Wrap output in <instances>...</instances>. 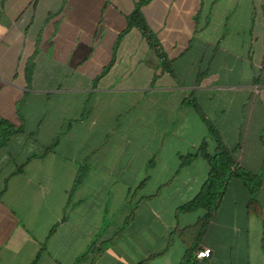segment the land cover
Instances as JSON below:
<instances>
[{
  "label": "crops",
  "instance_id": "obj_1",
  "mask_svg": "<svg viewBox=\"0 0 264 264\" xmlns=\"http://www.w3.org/2000/svg\"><path fill=\"white\" fill-rule=\"evenodd\" d=\"M140 1L0 0V120L21 130L0 149V264H264L247 208L264 211V0L143 5L171 74L137 29L122 35ZM186 102L254 176V192L230 181L198 244L205 212L177 209L208 165L182 162L215 142Z\"/></svg>",
  "mask_w": 264,
  "mask_h": 264
},
{
  "label": "trees",
  "instance_id": "obj_2",
  "mask_svg": "<svg viewBox=\"0 0 264 264\" xmlns=\"http://www.w3.org/2000/svg\"><path fill=\"white\" fill-rule=\"evenodd\" d=\"M150 0H141L138 4H136V8L134 12L129 15L126 19L127 27L122 35H125L128 31L135 28L137 29L141 36L146 41L150 50L158 60L160 64V68L162 71L167 72L168 74L172 73V65L171 61L168 59L166 53L162 49L159 41L153 34V32L147 26L141 12L140 8L147 4ZM121 35V36H122ZM108 70L105 69V72ZM104 72V73H105ZM25 76L27 83L30 82V68L27 65L25 70ZM187 105L194 107L197 109L199 114L202 117L203 122L207 127V131L209 136L215 142V150L214 153L208 152V144L206 141H203L201 145L198 147L197 151L193 154H188L183 158L182 166H186L191 164L195 159L202 158L207 162L208 165V176L206 181L203 183L199 193L188 203L180 206L177 209V214H186L192 213L198 210H203L205 213L202 217H200L195 225L191 228H188L187 231H191L195 234L194 240L196 244L200 242L202 239L209 221L212 217V214L217 210L219 203L221 201L222 196L224 195L230 181L232 179H240L243 181L244 185L249 187L250 192H254L255 188L251 187L252 180L254 176L250 174L241 172L240 170L235 169V162L233 159L232 152L227 149L221 141L220 135L214 125L207 120V118L202 115L200 109L194 103H188ZM21 130L16 129L11 123L6 120H0V149L6 146L11 139V137ZM50 150V148L48 149ZM81 181V176H79L76 180L75 186L78 185ZM259 184V182H258ZM248 212L250 214L256 215L263 224V242H264V211L261 206L254 199H250L248 202ZM134 210L130 212L129 217L124 223L123 228L120 230V234L124 231V229L132 222ZM108 244L104 243L100 246H91V252L93 254L94 259L98 257L100 254L105 252ZM197 245L195 250H197ZM39 256L33 261L32 264H37ZM93 259V261H94ZM150 259V258H149ZM148 260L140 263L146 264Z\"/></svg>",
  "mask_w": 264,
  "mask_h": 264
},
{
  "label": "built area",
  "instance_id": "obj_3",
  "mask_svg": "<svg viewBox=\"0 0 264 264\" xmlns=\"http://www.w3.org/2000/svg\"><path fill=\"white\" fill-rule=\"evenodd\" d=\"M211 257V250L209 248H201L194 254V259L197 261H204Z\"/></svg>",
  "mask_w": 264,
  "mask_h": 264
}]
</instances>
